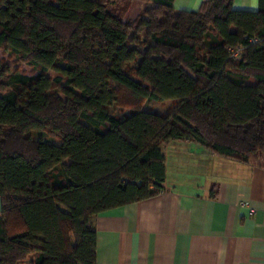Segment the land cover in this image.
I'll return each mask as SVG.
<instances>
[{
  "label": "trees",
  "instance_id": "trees-1",
  "mask_svg": "<svg viewBox=\"0 0 264 264\" xmlns=\"http://www.w3.org/2000/svg\"><path fill=\"white\" fill-rule=\"evenodd\" d=\"M118 1L0 0V264H97L96 216L164 190L167 141L264 155V0Z\"/></svg>",
  "mask_w": 264,
  "mask_h": 264
},
{
  "label": "crops",
  "instance_id": "crops-1",
  "mask_svg": "<svg viewBox=\"0 0 264 264\" xmlns=\"http://www.w3.org/2000/svg\"><path fill=\"white\" fill-rule=\"evenodd\" d=\"M203 1L172 6L191 11ZM259 1L232 6L257 10ZM151 2L112 6L134 19ZM162 150L164 190L96 216L97 264H264V162L217 155L192 141L170 140Z\"/></svg>",
  "mask_w": 264,
  "mask_h": 264
},
{
  "label": "rangeland",
  "instance_id": "rangeland-1",
  "mask_svg": "<svg viewBox=\"0 0 264 264\" xmlns=\"http://www.w3.org/2000/svg\"><path fill=\"white\" fill-rule=\"evenodd\" d=\"M112 11H114L115 13H117V11H119L116 7H113V6H110L109 7ZM119 13V12H118ZM0 56H2V53L0 52ZM6 58V56H5ZM9 63H13V61L9 60L8 61ZM14 67L15 66V63L12 64ZM20 70L21 71H24L26 72L27 74H30V69L26 66V65H21L20 66ZM50 75H53L52 72L49 73ZM142 104H145L147 108H151V109H154L156 111H160V112H164L166 110H168L171 106V104H174L173 102L171 101H165L163 103H156V102H153V101H148V102H143ZM114 113L116 112L118 114V112L115 110V109H111ZM45 139L48 140V141H53L55 143H59L60 142V139L58 137H50L49 135H46L45 136ZM253 161H257V162H264V155L260 154V156L256 159H251ZM34 259V255H29L28 258L26 259V263L25 264H30Z\"/></svg>",
  "mask_w": 264,
  "mask_h": 264
},
{
  "label": "built area",
  "instance_id": "built-area-1",
  "mask_svg": "<svg viewBox=\"0 0 264 264\" xmlns=\"http://www.w3.org/2000/svg\"><path fill=\"white\" fill-rule=\"evenodd\" d=\"M232 55H233V57H237L238 56V50H235V51H232ZM252 211V210H251Z\"/></svg>",
  "mask_w": 264,
  "mask_h": 264
}]
</instances>
